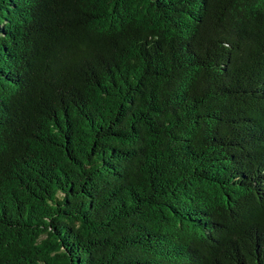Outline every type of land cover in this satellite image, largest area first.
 <instances>
[{
	"label": "trees",
	"instance_id": "1",
	"mask_svg": "<svg viewBox=\"0 0 264 264\" xmlns=\"http://www.w3.org/2000/svg\"><path fill=\"white\" fill-rule=\"evenodd\" d=\"M0 264H264V0H0Z\"/></svg>",
	"mask_w": 264,
	"mask_h": 264
}]
</instances>
